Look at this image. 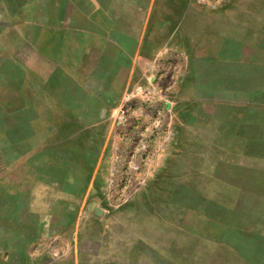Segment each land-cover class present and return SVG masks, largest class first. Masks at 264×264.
Listing matches in <instances>:
<instances>
[{
	"label": "rangeland",
	"instance_id": "obj_1",
	"mask_svg": "<svg viewBox=\"0 0 264 264\" xmlns=\"http://www.w3.org/2000/svg\"><path fill=\"white\" fill-rule=\"evenodd\" d=\"M110 1L0 0V264H88L105 248L122 264H264V0H190L237 20L238 41L202 47L197 72L166 50L126 92L105 202L78 214L32 185L24 165L44 139L30 137L26 106L15 108L26 121L7 115L13 88L28 92L29 36L100 18ZM221 50L224 70L211 74Z\"/></svg>",
	"mask_w": 264,
	"mask_h": 264
},
{
	"label": "crops",
	"instance_id": "obj_2",
	"mask_svg": "<svg viewBox=\"0 0 264 264\" xmlns=\"http://www.w3.org/2000/svg\"><path fill=\"white\" fill-rule=\"evenodd\" d=\"M111 1L106 6L113 9L99 12L100 18L46 22L44 36H29L28 92L21 96L15 86L7 110L13 122L26 121L15 109L26 106L28 122L35 124L30 137L44 139L29 148L37 160L24 165L35 171L32 185L40 198L81 204L78 214L86 202H105L100 189L125 131L113 127V116L150 64L166 50L173 57L183 52L189 71L197 72L198 60L207 58L199 54L202 47L238 41L231 34L237 20L190 0H121L123 7ZM225 53L209 73L224 70ZM114 255L100 249L88 264H122Z\"/></svg>",
	"mask_w": 264,
	"mask_h": 264
},
{
	"label": "built area",
	"instance_id": "obj_3",
	"mask_svg": "<svg viewBox=\"0 0 264 264\" xmlns=\"http://www.w3.org/2000/svg\"><path fill=\"white\" fill-rule=\"evenodd\" d=\"M128 118V109L125 106L117 109L116 113L113 116V121L118 125H122L126 122Z\"/></svg>",
	"mask_w": 264,
	"mask_h": 264
},
{
	"label": "water",
	"instance_id": "obj_4",
	"mask_svg": "<svg viewBox=\"0 0 264 264\" xmlns=\"http://www.w3.org/2000/svg\"><path fill=\"white\" fill-rule=\"evenodd\" d=\"M96 206H97L96 203H92V204H90V206H89V210H90V211H94V213H95L96 215H98V216L102 215V212H103V211H102L101 209L97 208Z\"/></svg>",
	"mask_w": 264,
	"mask_h": 264
}]
</instances>
